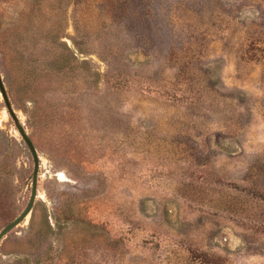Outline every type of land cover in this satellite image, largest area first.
<instances>
[{
    "label": "rangeland",
    "instance_id": "374dc122",
    "mask_svg": "<svg viewBox=\"0 0 264 264\" xmlns=\"http://www.w3.org/2000/svg\"><path fill=\"white\" fill-rule=\"evenodd\" d=\"M0 75V264H264V0H0Z\"/></svg>",
    "mask_w": 264,
    "mask_h": 264
},
{
    "label": "water",
    "instance_id": "95a60500",
    "mask_svg": "<svg viewBox=\"0 0 264 264\" xmlns=\"http://www.w3.org/2000/svg\"><path fill=\"white\" fill-rule=\"evenodd\" d=\"M0 93L3 98V102L5 104V108L8 111L11 119L14 122V125L21 136V139L24 141L25 145L27 146L29 152L31 153L34 161V169H33V176H32V187H31V195L29 198V201L25 207V209L12 221L7 223L1 230H0V241L1 239L9 233L12 229H14L16 226L21 224L27 216L30 214L32 207L34 205L36 196H37V185H38V169H39V158L36 152V149L26 134L22 124L20 123L18 117L16 116L14 110L12 109V106L10 104L9 98L7 96L6 90L4 88L1 75H0Z\"/></svg>",
    "mask_w": 264,
    "mask_h": 264
}]
</instances>
